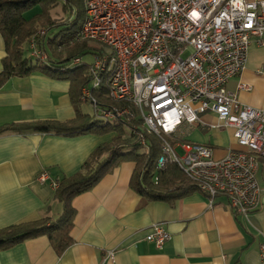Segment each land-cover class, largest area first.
<instances>
[{
  "label": "crops",
  "instance_id": "1",
  "mask_svg": "<svg viewBox=\"0 0 264 264\" xmlns=\"http://www.w3.org/2000/svg\"><path fill=\"white\" fill-rule=\"evenodd\" d=\"M5 56L6 44L0 32V71ZM241 84L251 86V90ZM226 88L237 93L243 104L264 109V44L253 39L246 67ZM70 89L69 80L40 72L9 79L0 89V126L74 118ZM217 123L215 114L206 113L185 138L212 146L217 158L241 150L233 129ZM114 135L1 134L0 229L58 217L64 204L55 197L57 182L80 172L90 155ZM258 160L263 192L247 217L231 211L226 195L219 194L211 202L200 190L172 202L148 201L130 186L135 164L124 161L92 189L73 198L74 241L63 253L58 254L49 238L40 235L0 250V264H261L264 156ZM44 172L48 177L43 181L40 176ZM152 224H161L172 235L162 247L146 239Z\"/></svg>",
  "mask_w": 264,
  "mask_h": 264
},
{
  "label": "built area",
  "instance_id": "2",
  "mask_svg": "<svg viewBox=\"0 0 264 264\" xmlns=\"http://www.w3.org/2000/svg\"><path fill=\"white\" fill-rule=\"evenodd\" d=\"M82 2L78 38L94 49V61L85 62L89 81L82 101H91L96 116L106 121L138 119L139 142L147 146V134L161 141L159 169L176 163L211 202L224 194L231 211L247 217L263 192L258 156H264V109L243 104L226 85L246 67L253 39L264 44V0ZM31 48L32 55L48 58L34 38ZM82 63L77 57L72 66ZM96 92L117 104L99 103ZM206 113L217 116V126L233 129L241 150L217 158L212 146L185 138ZM47 177L44 172L40 179ZM171 238L161 224H152L146 234L158 247ZM261 256L264 264V242Z\"/></svg>",
  "mask_w": 264,
  "mask_h": 264
},
{
  "label": "trees",
  "instance_id": "3",
  "mask_svg": "<svg viewBox=\"0 0 264 264\" xmlns=\"http://www.w3.org/2000/svg\"><path fill=\"white\" fill-rule=\"evenodd\" d=\"M82 1L65 0L62 8H74L76 3L82 4ZM58 4V0H0V32L6 44V56L0 71V89L13 77L28 76L36 72L69 80L76 116L68 120L46 119L4 124L0 126V135L9 131L69 136L85 133L115 135L90 155L80 172L57 182L55 197L63 202V212L55 218L46 216L1 228L0 250L11 248L30 238L46 235L56 252L63 253L74 241L71 236L73 217L76 213L72 205L73 198L92 189L108 171L124 161H132L135 164L130 186L148 201L172 202L199 190L198 184L176 163L169 162L164 169L157 167L161 141L155 135L147 134L149 147L139 142L138 135L134 132L141 130L135 128V125L141 124L138 119L106 121L81 110L82 88L89 81L88 65L84 61L76 66L68 64L72 65L73 59L77 57L93 54L94 49L90 42L78 38L84 19L83 4L71 24L61 19L63 26L60 32L53 38H47L49 29L58 24V19L53 17L52 13ZM36 8L39 12L34 11ZM30 11L35 13L27 17L26 14ZM42 28L48 30L44 37L38 35ZM33 38L39 48L48 54L47 59L33 55L34 61L32 57L25 56V45L31 48ZM47 45L50 46L51 53ZM95 95L101 104H117L105 97L104 92H96Z\"/></svg>",
  "mask_w": 264,
  "mask_h": 264
},
{
  "label": "rangeland",
  "instance_id": "4",
  "mask_svg": "<svg viewBox=\"0 0 264 264\" xmlns=\"http://www.w3.org/2000/svg\"><path fill=\"white\" fill-rule=\"evenodd\" d=\"M58 2H59V4L52 10L53 17L58 19L57 20L58 24L56 26H54V27L49 29L47 38H53L54 36H56L60 32V30L62 29V26H63V24L60 23L61 19H65V20L68 21L69 24H71L73 22V19H75L76 16L78 15L79 9L81 8V6L83 4V3L82 4L81 3H76L74 5V10H73V7L66 6V9L64 10L62 7L65 5V0H58ZM38 10L39 9L36 8L34 11L39 12ZM33 12H31V11L28 12V14H26V16L30 17L33 14ZM69 26H71V25H69ZM47 28H49V27H47ZM25 46H26V48H25V56L26 57H30V58L32 57V59L35 61V58L32 55L33 50L31 48H28V45H25ZM47 47H48V51L51 53L50 46L47 45ZM82 61L86 62L87 64H90V63H92L94 61V56L92 54H90V53L85 54V55L82 56ZM68 65L72 66L71 64H68ZM81 110L84 113L90 114L92 116H96L95 107H94V105H93V103L91 101L90 102L89 101H85V102L82 101ZM126 131L129 132V129L127 127H126ZM147 147H149V145Z\"/></svg>",
  "mask_w": 264,
  "mask_h": 264
}]
</instances>
